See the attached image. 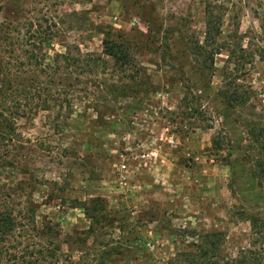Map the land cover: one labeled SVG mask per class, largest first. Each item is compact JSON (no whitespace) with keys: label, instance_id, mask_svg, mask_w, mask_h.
Listing matches in <instances>:
<instances>
[{"label":"rangeland","instance_id":"rangeland-1","mask_svg":"<svg viewBox=\"0 0 264 264\" xmlns=\"http://www.w3.org/2000/svg\"><path fill=\"white\" fill-rule=\"evenodd\" d=\"M211 1H222L217 4L224 12L220 40L248 51L240 57L237 50L242 68L237 77L257 100L243 112L229 108L219 92L222 70L229 66L227 50L215 56V71L204 76L190 53V40L201 41L205 34L204 0H0L5 62L27 61L35 50L44 52L49 63L64 50L62 44L99 52V30L110 26L135 45L133 66L144 67L123 75L129 96L97 105L105 119L116 121L112 134L93 132L100 139L97 151L88 127L101 113L91 105L79 104L62 135L49 124L57 110L39 108L19 121L21 133L32 140L26 153L29 168L44 180L63 175L69 183L64 192L53 191V200L46 197L48 187L35 195L47 202L39 204L38 212L59 232L57 264H170L175 251L189 250L190 227L224 231L222 254L234 255L249 245L251 229L232 210L243 209L244 216L264 222V180L252 176L243 120L264 104V27L254 13L264 0ZM260 12L264 18V8ZM38 20L56 32L43 48L28 37ZM10 70L18 76L11 82L19 96L26 94L25 87L31 93L46 84L44 73L28 64ZM119 79L110 75L108 82ZM62 146L68 147L65 155L59 153ZM91 196L105 200L107 216L94 232L88 231L83 210L72 207L73 199ZM47 244L34 231L20 230L0 239V259L4 264H49L43 257ZM105 257L110 262H103Z\"/></svg>","mask_w":264,"mask_h":264},{"label":"trees","instance_id":"trees-1","mask_svg":"<svg viewBox=\"0 0 264 264\" xmlns=\"http://www.w3.org/2000/svg\"><path fill=\"white\" fill-rule=\"evenodd\" d=\"M229 1L231 2V0H223V4ZM219 2L204 0L205 34L201 41L190 40V53L198 71L204 76L215 71V56L222 50H227L229 68L222 70L224 80L219 92L229 108L243 112L253 103V99L257 100V96L251 98L256 93L251 88L245 90L244 84L239 82L237 77L239 69L240 71L242 69L241 59L236 56L237 50L239 49L240 57L248 51L241 46L238 49L232 48L228 39L223 42L220 40L224 12L217 8ZM262 8H264V2L254 8V13L261 20L260 28L264 27V18L260 12ZM2 9L3 6L0 3V13ZM34 25H37L36 31L31 32L28 37L36 40L34 45L39 44V47L43 48L55 38L56 32L48 30V26L44 29V24L39 20ZM147 30L150 34L149 27ZM99 32L103 36L102 49L99 52L83 51L76 44H62L64 50L55 52L49 63L45 62L44 52L35 54V50L32 51V56L29 55L27 61L17 60L15 64L11 61L5 62L0 55V72L2 71L1 75L4 76L0 82V239L14 236L20 230L34 231L37 237L46 239L48 243L45 245L46 255L43 257L49 261V264H57L61 257L60 246L55 238L59 236V232L55 224L46 220V217L38 212L39 204L43 205L47 202L43 197L39 200L35 195L42 194L43 187H48L49 192L46 197L53 200L57 196L53 194V191L64 192L69 183L63 175L55 180H44L35 174V170L33 172L29 168L26 153L30 150L27 144H32V140L21 133L19 121L30 119V116L34 115L33 111L39 108L50 112L57 110L55 116L49 119V124L56 133L62 135L72 126L69 121L76 114L79 104L91 105L88 107L92 109L95 107L97 113H101L97 108L101 102L108 106L107 103H110L113 98L115 100L119 97H127L132 93L125 88L126 80L122 77L130 71L131 73L136 71L138 67L133 66L136 60L135 45L126 38L124 32L114 30L110 26L101 28ZM5 37L3 41L7 44L11 41V35ZM27 64L44 73L46 84L43 90L31 93L25 87L26 94L22 97L16 94L11 82V79L15 80L18 76L10 69L12 66L18 69ZM138 69H144V67L139 66ZM110 75L114 77L119 75L120 79L108 82ZM105 92L109 93L108 97ZM259 104L260 106L253 108L252 114L243 120L246 122L248 131L247 152L251 159L252 176L258 180H264V104ZM97 115L95 114V118H92L88 127V130L90 129L88 134L93 140L96 151L100 139L98 134L93 132L103 135L112 134L116 126L115 120L105 119L102 113ZM213 144L216 150L221 149L215 138ZM66 152H69L68 147L62 146L60 155L61 153L65 155ZM38 157L42 161V158ZM52 159L54 161V158ZM5 175L7 178L3 180ZM24 175L26 178L23 177ZM29 185L32 187L28 192L29 198L24 201ZM63 199L64 197L59 198L60 201ZM72 207L83 210L84 216L89 221V232H94L107 217L105 200L101 196H91L85 200L75 198L72 200ZM232 213L238 219H244L250 224V241L247 247L238 249L234 255H224L220 248L222 241H225L224 231L197 230L190 227V244L186 246L189 250L175 251L170 264H264V222L252 214L244 216L243 209L234 208ZM44 251L39 253L43 254ZM147 255L144 254L143 257L147 258ZM102 261L110 262L106 257ZM0 264H4L1 259Z\"/></svg>","mask_w":264,"mask_h":264}]
</instances>
